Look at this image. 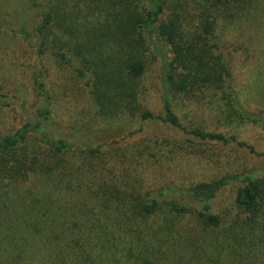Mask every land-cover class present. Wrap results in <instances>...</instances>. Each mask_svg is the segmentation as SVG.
I'll return each mask as SVG.
<instances>
[{
	"label": "rangeland",
	"instance_id": "obj_1",
	"mask_svg": "<svg viewBox=\"0 0 264 264\" xmlns=\"http://www.w3.org/2000/svg\"><path fill=\"white\" fill-rule=\"evenodd\" d=\"M37 1L47 8L54 0ZM39 12L31 0H0V133L14 132L27 120L38 119L39 110L50 108L45 136L30 133L17 154L7 156L8 167L0 166V264H264V212L250 219L236 206L238 182L213 199L211 211L219 218L215 225L195 211L177 214L164 205L147 220L125 222L120 215L122 221L115 222L108 214L124 204L121 198L127 197L121 189L131 182L141 194L234 173L264 176V129L239 119L211 88L197 98L171 94L180 122L188 129L234 136L254 152L236 142L201 141L158 119L134 115L103 122L84 80L58 60L51 43L44 53L37 52ZM224 12L216 39L231 68L232 86L243 108L264 114V0H249ZM21 29L28 39L17 33ZM155 40L146 44L143 81L148 91L143 100L158 114L164 94L161 58L167 49ZM48 135L77 146L59 166L58 155L49 156ZM105 143L113 154L104 160L113 155L112 161L103 163L86 150ZM144 146L147 153H155L149 164L138 158ZM34 153L42 163L23 176L27 161L21 165L14 157ZM123 153L134 160L122 163L117 156ZM142 178L144 187L137 185ZM125 204L131 206L128 200ZM111 226L113 233L108 234ZM120 245L123 253L115 251Z\"/></svg>",
	"mask_w": 264,
	"mask_h": 264
},
{
	"label": "trees",
	"instance_id": "obj_2",
	"mask_svg": "<svg viewBox=\"0 0 264 264\" xmlns=\"http://www.w3.org/2000/svg\"><path fill=\"white\" fill-rule=\"evenodd\" d=\"M31 1L40 11L35 28V35L39 38L37 52L44 53L51 43L58 60L71 65L84 80L94 112L103 122L112 123L115 118L134 115L143 120L158 119L201 141L236 142L255 151L252 145L238 141L234 136L200 128L188 129L180 122L171 102V94L197 98L200 97L199 93L211 88L220 93L221 99L239 119L264 129V114L252 113L240 105L232 86L231 68L216 39L221 12L225 13L235 5L241 7L249 0H179L175 4H169L168 0H54L47 8L37 0ZM17 33L29 38L23 29ZM155 39L167 49L161 58L160 78L164 94L161 98L162 112L158 114L147 108L148 104L143 100L148 91L143 81L148 70L146 44H156ZM48 98L49 95H46L47 102ZM38 114L40 119L27 120L14 132L0 133V166L4 170L8 167L7 156L16 155L30 133L45 134L50 108L46 106ZM153 141L156 144L163 142L158 139ZM47 144L51 148L49 156L58 155V166L65 160L68 151L72 153L77 148L63 137L54 138L51 135H48ZM138 144L135 142L132 146L137 148ZM108 145L100 144L86 150L95 158L99 156L100 161L105 163L112 161V158L114 160L113 155L108 161L104 160L107 153H112L106 149ZM145 147L140 149L138 158L145 159L149 164L155 153H147ZM117 157L122 163L134 160L126 153ZM40 158L34 153L31 157H14V160L21 162V165L27 161L23 174L26 176L35 172L32 169L42 163L38 161ZM113 166H116L114 162L111 164ZM235 182L240 184L234 198L236 206L250 219L258 217L264 212V176L252 171L199 181L188 187L166 186L157 192L147 190L141 194L131 182L132 185L121 189L127 197L121 198L124 204L121 207L117 205L114 214H108L115 222L122 221L120 215L125 222L147 220L164 205L177 214L195 211L198 218L215 225L219 218L211 211V203L224 187ZM137 185L144 187L143 178ZM126 200L130 207L126 206ZM193 204H198V209ZM91 224L93 222L86 225ZM112 233L111 226L108 234ZM124 233L127 243L131 242L127 240L129 230L126 229ZM121 249L120 245L115 251L123 253ZM148 263L145 261V264Z\"/></svg>",
	"mask_w": 264,
	"mask_h": 264
}]
</instances>
